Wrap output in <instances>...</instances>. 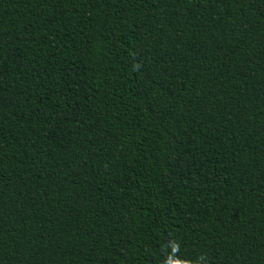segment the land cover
I'll return each mask as SVG.
<instances>
[{
    "label": "trees",
    "instance_id": "obj_1",
    "mask_svg": "<svg viewBox=\"0 0 264 264\" xmlns=\"http://www.w3.org/2000/svg\"><path fill=\"white\" fill-rule=\"evenodd\" d=\"M0 264H264V0H0Z\"/></svg>",
    "mask_w": 264,
    "mask_h": 264
}]
</instances>
